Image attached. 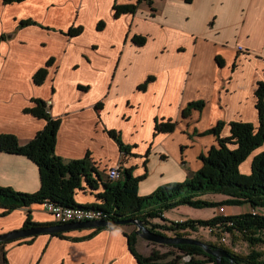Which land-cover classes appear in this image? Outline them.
<instances>
[{"label":"crops","instance_id":"obj_1","mask_svg":"<svg viewBox=\"0 0 264 264\" xmlns=\"http://www.w3.org/2000/svg\"><path fill=\"white\" fill-rule=\"evenodd\" d=\"M137 1L0 0V133L26 144L45 125L30 111L44 101L59 120L57 156L87 158L103 180L111 167H134V176L145 175L137 186L145 196L202 166L199 156L217 141L202 131L221 121L220 135L227 137L231 121L258 125L264 0ZM130 3L137 5L135 13L114 16L113 4ZM21 19L35 23L18 26ZM77 26L83 27L78 35L67 34ZM133 35L145 36V43L134 44ZM43 68L38 84L34 75ZM197 100L203 109L181 117L187 103ZM156 118H173L178 125L154 133ZM109 129L121 134L129 153ZM262 150L264 145L242 162L241 173L250 172L251 159ZM39 182L32 160L0 152V186L35 193ZM74 199L84 205L95 198L86 192ZM239 207V213L252 212L248 204ZM28 212L33 222H54L45 208L32 204L0 214V234L21 228ZM124 232L88 226L53 232L62 236L42 233L0 245V258L2 250L8 264H138Z\"/></svg>","mask_w":264,"mask_h":264},{"label":"trees","instance_id":"obj_2","mask_svg":"<svg viewBox=\"0 0 264 264\" xmlns=\"http://www.w3.org/2000/svg\"><path fill=\"white\" fill-rule=\"evenodd\" d=\"M5 3L20 2L23 0H3ZM141 1V0H138ZM137 1V2H138ZM151 0H148L150 4ZM186 3L192 0H184ZM114 16L122 13H135L136 4H113ZM35 23L31 19H21L18 26H27ZM102 28V23L98 28ZM83 30L82 26L71 27L67 34L78 35ZM6 36V35H5ZM4 36L1 37L3 39ZM131 41L136 45H143L145 36L133 35ZM219 60V59H218ZM46 75L45 69H41L34 75V80L41 83ZM138 85L139 89L146 88L147 82ZM256 108L258 110V125L252 122L229 123V135L221 137V129L225 125L219 121L216 125L202 131L200 134H213L217 141L206 154L202 153L199 159L202 166L189 178L181 182H168L156 188L148 195L138 193L137 186L145 175H133L134 167H125L121 171L118 180L111 182L103 180L96 170L90 165L87 158L66 161L55 154V138L57 136L58 119H53L46 108V102L38 101V105L30 111L37 117L44 118L45 125L26 144L20 145L14 134L0 133V152L15 153L27 157L36 165L40 176L39 189L34 193L19 192L11 187L0 186V214H7L16 208H28L32 204H57L64 207H80L93 209L99 214L98 221H110L113 225L98 227L97 230L134 223H121L131 219L139 220L145 227L158 232L156 229H165L173 233L175 237H183L180 233L198 231L199 227H208L210 232L221 238L226 231L241 237L251 248L248 253L239 255L229 248L207 242L212 248H222L233 258V264H264V213L258 210L264 208V150L257 153L251 159L249 173H241L239 167L260 146L264 145V83L258 82L255 91ZM202 100L189 101L181 111L182 117H187L191 110H202ZM176 125L172 119L156 118L154 133L171 132ZM109 134L117 142L120 150L129 153V146L121 140V134L113 129ZM89 192L94 195V201L80 204L75 201L77 193ZM219 193L226 198L221 202L206 201L197 198L200 194ZM248 204L252 212H243L230 215H216L210 219L182 220L169 222L168 225H159L151 220L164 219V212L180 205L193 208H205L214 206H241ZM254 212V213H253ZM54 226L57 222L36 223L31 220L29 212L19 229L30 227ZM131 231L125 234L128 240V250L138 261V264H216L214 256L207 254L201 246L186 243L167 244L178 254L168 259L173 252L159 253L152 249L149 254H141L137 247V233ZM52 236H62L60 233H52ZM8 241H0L4 245ZM261 247L260 249L258 247ZM257 247V248H256ZM6 255L1 250V263L8 264ZM221 264H231L229 258H221Z\"/></svg>","mask_w":264,"mask_h":264},{"label":"rangeland","instance_id":"obj_3","mask_svg":"<svg viewBox=\"0 0 264 264\" xmlns=\"http://www.w3.org/2000/svg\"><path fill=\"white\" fill-rule=\"evenodd\" d=\"M143 6L145 8L146 4ZM260 82H263V81H260ZM183 118H186V117H183ZM168 119L174 120L176 122V125H178L177 120L173 118H168ZM176 125L173 130H175ZM197 198H200L206 201L221 202L226 197L224 195H220L219 193H208L205 195L200 194L197 196ZM242 210L243 209L240 208L239 206H234V205L214 206V207H205V208L203 207L193 208L187 205H180L176 208H173V209L171 208L170 210H167L164 212V215H165L164 219L166 220V222H163L161 220H156V219L151 220V221L159 225H163V224L168 225L169 222L171 221L180 222L185 219L187 220H196V219L207 220V219H210L216 216L217 214L218 215H230L232 213L237 214ZM95 221H98V220H95ZM147 228L150 229L149 227ZM115 229H120L122 231H125V234H130L131 231L136 230V225L134 224L128 225V226L122 225V226L114 228V230ZM156 230L158 231L157 233L160 235L175 237L173 233L169 230L159 229V228H157ZM180 234L183 237L198 239L205 243L212 242L217 245H222L224 247L229 248V250H231L233 253L239 254V255L246 254L249 252V250H251V248L248 246V243L243 241L240 236L235 235L231 232H227V231L224 234H222L221 238H218L217 236H215L216 233L214 234L210 232V228L201 226L198 228V231L196 232L186 230L185 232L183 233L181 232ZM136 243H137L136 248L138 249V251H140L141 254H149L152 249H155V251H158L159 253H167L168 251L173 252V254L169 256L168 259L169 258L172 259L178 254L174 249H172L171 247H168L167 244H158L156 242L146 240L140 237V235H137ZM258 248L260 249L261 247L259 246Z\"/></svg>","mask_w":264,"mask_h":264},{"label":"water","instance_id":"obj_4","mask_svg":"<svg viewBox=\"0 0 264 264\" xmlns=\"http://www.w3.org/2000/svg\"><path fill=\"white\" fill-rule=\"evenodd\" d=\"M134 223L136 225V230L134 231L140 237L156 242L158 244H177V243H186V244H194L201 246L203 250L212 256L215 257L216 259V264H221V258H229L231 261V264H233V258L232 256L223 250L222 248H212L209 244L202 242L201 240L194 239V238H186V237H171V236H164L156 233L155 231H152L145 227L141 221L131 219L129 221H122L121 223ZM107 225H113L110 221H95V220H89V221H83V222H71L67 224H57L54 226H40V227H30L27 229H15L10 232L0 234V241H12V240H20L25 237L29 236H36L38 234L42 233H53V232H58V231H67L69 229H74V228H83V227H105Z\"/></svg>","mask_w":264,"mask_h":264},{"label":"built area","instance_id":"obj_5","mask_svg":"<svg viewBox=\"0 0 264 264\" xmlns=\"http://www.w3.org/2000/svg\"><path fill=\"white\" fill-rule=\"evenodd\" d=\"M50 101H48V104ZM123 167L121 165H116L115 167H111L106 171L107 179H119V174L121 173ZM41 206L45 208L50 216L53 218L54 222H57L59 224H67L71 222H83V221H88V220H97L98 218L93 216V217H82L79 214V212H74V207H64V206H59V207H49L46 205V200H44L41 203ZM254 213V212H253ZM211 231V229H210Z\"/></svg>","mask_w":264,"mask_h":264},{"label":"bare ground","instance_id":"obj_6","mask_svg":"<svg viewBox=\"0 0 264 264\" xmlns=\"http://www.w3.org/2000/svg\"><path fill=\"white\" fill-rule=\"evenodd\" d=\"M119 165H121V164H119ZM120 175H121V173L119 174V178H120ZM116 180H118V179H113L111 181L113 182V181H116ZM46 205L49 206V207H59V206H62V205H57V204H54V203L53 204L47 203ZM74 212H79L78 215H80L82 217H93V216H95L97 218L99 217V214L97 212H95V210H93V209H82L80 207H77V208L74 207Z\"/></svg>","mask_w":264,"mask_h":264}]
</instances>
